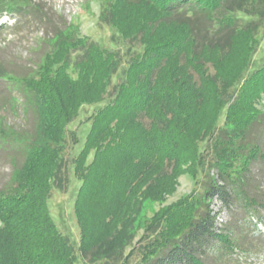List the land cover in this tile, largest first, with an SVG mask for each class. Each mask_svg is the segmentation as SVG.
<instances>
[{
    "label": "trees",
    "instance_id": "16d2710c",
    "mask_svg": "<svg viewBox=\"0 0 264 264\" xmlns=\"http://www.w3.org/2000/svg\"><path fill=\"white\" fill-rule=\"evenodd\" d=\"M101 1L99 20L140 49L130 52L114 93L90 116L74 158L81 255L91 263L120 259L142 204L163 202L179 176L201 171L208 178L200 193L153 214L144 228L152 239L133 264H207L202 256L213 242L244 250L247 240L239 241L232 225L218 226L219 212L210 205L217 198L230 211L241 203L264 224V193L250 175L251 165L264 161V134H251L255 125L264 129V54L253 61L264 0ZM3 12L40 19L46 13L28 0H0ZM50 45L17 78L36 115L33 130L0 129V141L17 142L24 155L0 188V264L78 261L48 200L53 186L62 188L57 179L68 123L83 104L103 100L120 59L74 23L57 28ZM74 50L81 53L71 62ZM0 77L14 80L1 64Z\"/></svg>",
    "mask_w": 264,
    "mask_h": 264
},
{
    "label": "rangeland",
    "instance_id": "374dc122",
    "mask_svg": "<svg viewBox=\"0 0 264 264\" xmlns=\"http://www.w3.org/2000/svg\"><path fill=\"white\" fill-rule=\"evenodd\" d=\"M32 5L44 9L43 18L35 16H20L16 13L3 12L0 15V64L10 71L14 80H6L0 77V129L7 132H20L28 135L33 130L36 115L33 108L26 104V97L17 78L30 72L51 49L50 41L57 28H63L69 23L79 27L80 34L91 41H97L104 47L117 53L120 59V67L112 75V81L107 93L101 102L83 104L79 114L68 123L66 127L65 149L62 152V168L57 179L62 188L53 186L48 204L51 214L59 228L66 234L76 247L78 261L76 264H103L89 262L87 257L81 255L78 244L80 238L79 225L74 211V200L80 185L76 177L73 165L74 158L82 148L85 136L90 128V116L95 110L105 104L110 94L114 93L113 84L122 77L121 70L128 62L130 52L140 49L137 40L129 41L120 35L112 33L111 28L99 20L101 12V0H28ZM264 30V29H263ZM262 30V31H263ZM261 31V32H262ZM260 32V44L253 54L254 63H258L264 54V35ZM263 36H262V35ZM80 50H74L71 62L79 56ZM72 70V68H71ZM212 71V68H210ZM19 80V79H18ZM264 105V100L261 103ZM222 121V120H221ZM254 138L264 134L263 125H255L251 129ZM251 135V137H252ZM1 136V135H0ZM1 138V137H0ZM264 141V135L260 138ZM203 145V143H202ZM24 158L21 145L17 142L3 144L0 141V188L9 181L13 169ZM250 175L253 177V186L259 184L258 190L264 193V161L258 160L251 165ZM213 171H210L212 174ZM205 174V175H204ZM206 171L199 172L197 177L183 174L178 177L174 193L167 195L163 202L145 201L135 220V234L132 242L127 246L122 257L110 260V264H133L138 261L144 244L152 239L145 233V227L153 214L163 206L182 198L186 194L200 193L206 186ZM251 177V178H252ZM264 198V197H263ZM262 201H264L262 199ZM214 212L218 211L217 225H232L239 241L247 240L242 247L244 250L234 248L232 251L222 250L218 242H213L203 254L207 264H264V224L259 222L258 214L246 210L241 203H236L230 211L222 209L220 202L214 198L210 205ZM260 215L264 218V209ZM128 253H131L128 255ZM128 260V262H127Z\"/></svg>",
    "mask_w": 264,
    "mask_h": 264
}]
</instances>
